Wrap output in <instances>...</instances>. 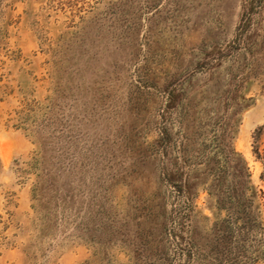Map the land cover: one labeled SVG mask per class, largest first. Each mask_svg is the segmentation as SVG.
<instances>
[{"label":"rangeland","instance_id":"obj_1","mask_svg":"<svg viewBox=\"0 0 264 264\" xmlns=\"http://www.w3.org/2000/svg\"><path fill=\"white\" fill-rule=\"evenodd\" d=\"M224 127L264 204V0H0V264H202Z\"/></svg>","mask_w":264,"mask_h":264},{"label":"trees","instance_id":"obj_2","mask_svg":"<svg viewBox=\"0 0 264 264\" xmlns=\"http://www.w3.org/2000/svg\"><path fill=\"white\" fill-rule=\"evenodd\" d=\"M225 128L216 135L213 155H206L201 163L204 168L199 180L219 217L206 236L201 263L256 264L264 260V224L261 218L264 204L251 182L247 163L233 148L232 138ZM160 141L164 149L168 148L169 133L163 130ZM164 178L184 205L175 220L174 235L180 241L181 221L184 223L190 219L196 195L189 185L190 177L184 171L165 169ZM223 213L225 215L221 218Z\"/></svg>","mask_w":264,"mask_h":264}]
</instances>
